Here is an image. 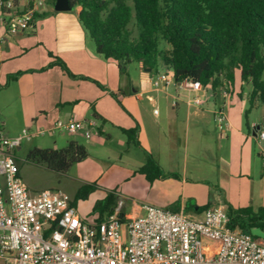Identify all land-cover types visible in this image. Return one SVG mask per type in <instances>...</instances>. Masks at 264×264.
<instances>
[{"label":"crops","instance_id":"1","mask_svg":"<svg viewBox=\"0 0 264 264\" xmlns=\"http://www.w3.org/2000/svg\"><path fill=\"white\" fill-rule=\"evenodd\" d=\"M28 1L18 0L21 6ZM79 11L80 7L68 11H56L54 7L52 12L43 9L31 29L10 37L0 21V124H7L4 114L13 109L21 123L17 132L51 128L57 121L83 122L84 129L71 134L88 140V158L93 156L92 148L107 151L95 157L102 166L99 172L111 173L122 181L141 177L152 194L150 205L174 212L183 210L202 217L199 208L203 207L197 200L213 168L220 171L223 188L231 189L235 182L240 192L246 193L249 183L245 177L256 173L251 141L264 142L259 137L264 129L253 121V138L245 133V98L239 108L235 104L225 111L222 106L227 105L233 86L221 87L217 92L210 87L195 92L172 81L155 88L152 78L162 72L159 69L153 74L138 63L135 75L128 72V67L122 71L117 62L96 54L92 39L79 21ZM198 96L202 97L201 105L194 103ZM220 109L228 119L222 130L215 120V112ZM217 128L222 140L215 146ZM125 130H136V144L129 142ZM223 141H227L228 153ZM35 148L49 147L37 144ZM52 148L58 149L57 145ZM259 155L257 173L262 185L250 195L264 207V153ZM149 157L162 169L153 181L140 172ZM177 188L180 194L175 193ZM191 199L194 203H189ZM111 207L98 218L86 219L79 214L98 223L109 216ZM123 211L138 215L129 214L125 205Z\"/></svg>","mask_w":264,"mask_h":264},{"label":"built area","instance_id":"2","mask_svg":"<svg viewBox=\"0 0 264 264\" xmlns=\"http://www.w3.org/2000/svg\"><path fill=\"white\" fill-rule=\"evenodd\" d=\"M42 8L43 0H29L25 6L18 0H0L6 36L31 29ZM172 81V72L152 78L155 88ZM179 86L195 92L205 88L192 80ZM194 103L201 105L202 97ZM215 120L221 130L226 128L223 110L215 112ZM84 127L81 121H57L34 132L25 128L12 139L0 135V259L5 264H264V242L231 228L222 205L204 210L202 219L150 204L130 216L119 199L105 220L92 223L80 216L64 192L33 193L13 152L35 135L77 133ZM259 137L264 140V132Z\"/></svg>","mask_w":264,"mask_h":264},{"label":"trees","instance_id":"3","mask_svg":"<svg viewBox=\"0 0 264 264\" xmlns=\"http://www.w3.org/2000/svg\"><path fill=\"white\" fill-rule=\"evenodd\" d=\"M69 1L73 8L80 7L79 21L96 54L117 62L122 71L136 62L156 74L162 65L173 73L175 83L192 80L213 92L233 86L238 73L241 81L252 85L251 106L264 102V0ZM48 2L55 5L56 0ZM160 40L169 49L160 50ZM125 133L130 143H137L136 130ZM87 158L86 147L77 141L62 149L34 148L27 155V161L57 173ZM140 172L153 181L162 169L149 157ZM117 202L109 193L97 209L103 215L112 206L111 214ZM250 211L228 207L229 226L260 240L250 227L264 230V208L258 214ZM239 214L252 215L249 225Z\"/></svg>","mask_w":264,"mask_h":264},{"label":"rangeland","instance_id":"4","mask_svg":"<svg viewBox=\"0 0 264 264\" xmlns=\"http://www.w3.org/2000/svg\"><path fill=\"white\" fill-rule=\"evenodd\" d=\"M53 8V5L49 3L48 0H43V8L39 10V13L43 11V9H47L48 11L52 12ZM165 49H169V45L165 41L160 40V50ZM137 64L138 63L134 62L128 66V72L131 75H135L137 70L139 71ZM159 70L164 73H168V71H170L162 65L159 66ZM251 93V83L241 81L240 76L237 73V79L233 84V94L229 95L227 105L222 106V108L224 107L225 111L232 108L235 104H237L239 108L243 103L242 98H245L243 129L250 137H252L253 121L258 122L264 129V102L259 101L254 107H252L250 103ZM232 98L235 100L234 103L231 102ZM216 101H218V99ZM6 113L9 112L7 111ZM4 115L6 117H3V121L5 119L7 124L5 126L0 124V135L6 139H12L21 133V130L20 132H17L19 131L21 125V123H19V115L14 109L9 114ZM30 131L34 132L31 129ZM72 140L79 141V143L81 142L84 146L88 144V140L78 139L76 135L68 133L67 131H63L56 132L55 134L46 133L44 135H35L30 141H24L20 150L16 149L13 152L16 157L19 169L21 170V176L25 184L33 193H40L46 189L60 190L68 195V197L75 203L78 212L81 213V215L86 219L98 218L101 215V212L97 208L99 204H101V202L106 199L109 193H112L115 198L123 200L127 212L132 215L142 213L140 210L141 206L152 204V194L150 193L148 187H146L144 180L140 179L141 177L122 181L118 178V176H112L113 174L111 173L108 174L107 172H99V170H102V166L95 157L98 156V154H106L107 151L105 149L99 147L92 148V157L87 158L80 164L74 165L69 171L65 173L53 172L44 166L36 165L27 161L28 153L34 149L37 144H41L49 148L57 145L58 149H62L65 148L68 145V142ZM221 140L220 130L217 128V136L215 138L214 145H218ZM251 142H253L250 145L252 150V165L254 171L256 170V173H253V175L249 176V178L245 177V180L247 181L246 183H249L246 193L240 192L238 188L239 185H237L235 182L231 189L223 188L219 181L221 173L218 168H213L210 170V175L208 174L210 177L208 178V182L202 186L201 197L199 200H197L199 205H201L203 208L204 205L207 204L215 206L222 205L227 211L228 207H230L232 211H241L250 207V212L253 214H258V210L260 208H264L260 205L259 201L257 202L256 196L251 198L250 195L251 190L256 192L258 187L262 185V178H260L259 174L257 173V169H259L257 164L261 161L259 154L264 153V142L260 143L254 140ZM223 144H225V152L228 153L230 150L229 146H226L227 141H223ZM106 159L110 162L116 161L113 158ZM232 162L234 163L236 161L233 160ZM244 183L245 182L242 184ZM109 185H111V187H109ZM175 193L180 194V189L177 188ZM175 193L173 196L176 195ZM192 201L193 199H191L189 203ZM204 210L205 209H203L201 212L202 217L198 216V214L195 216L190 215L189 212H186V214L196 219H202L204 216ZM238 216L243 219L245 224L249 225L252 215L239 214ZM250 229L254 235L261 238L260 240L264 238V230L253 226L250 227ZM0 264H5V262L0 259Z\"/></svg>","mask_w":264,"mask_h":264},{"label":"water","instance_id":"5","mask_svg":"<svg viewBox=\"0 0 264 264\" xmlns=\"http://www.w3.org/2000/svg\"><path fill=\"white\" fill-rule=\"evenodd\" d=\"M54 7L56 11H68V10L73 9L69 0H56ZM148 70H151V69L148 68ZM192 203H194V201H192Z\"/></svg>","mask_w":264,"mask_h":264}]
</instances>
